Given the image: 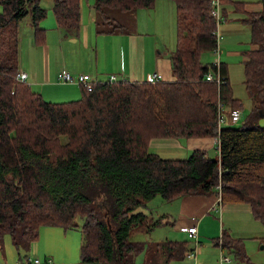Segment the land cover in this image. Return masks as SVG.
I'll list each match as a JSON object with an SVG mask.
<instances>
[{
    "label": "trees",
    "instance_id": "1",
    "mask_svg": "<svg viewBox=\"0 0 264 264\" xmlns=\"http://www.w3.org/2000/svg\"><path fill=\"white\" fill-rule=\"evenodd\" d=\"M41 1L0 0V246L11 235L18 264H36L20 248L30 250L41 228L81 227V264H136L143 252L144 264H193L187 256L193 250L188 240L131 239L147 227L149 217L141 209L157 196L174 201L216 194L222 205L248 204L264 226V127L232 126L240 121L243 105L234 96L226 63H221L220 83L206 78L210 69L219 75L215 64L202 59L217 46L213 0H172L177 28L171 55L174 81L93 80L91 91L80 85V98L63 102L46 100L28 81L16 78L21 21L31 17L38 46L47 39L40 25L47 17ZM85 1H53L62 32H80L83 4H89ZM155 2L95 0L96 33L131 32L121 22L114 23L108 10L132 12ZM230 2L237 12H247L244 2ZM260 3V11L241 19L250 25L256 46L244 52L243 62L244 84L256 116L264 115V0ZM236 109L241 116L235 121ZM153 138H214L217 157L194 149L186 158H164L150 150ZM160 224L156 221L146 232ZM191 226L197 227L196 236H190V226L185 230L197 248L198 226ZM237 240L222 228L216 246L240 248ZM242 258L253 264L247 255Z\"/></svg>",
    "mask_w": 264,
    "mask_h": 264
},
{
    "label": "crops",
    "instance_id": "2",
    "mask_svg": "<svg viewBox=\"0 0 264 264\" xmlns=\"http://www.w3.org/2000/svg\"><path fill=\"white\" fill-rule=\"evenodd\" d=\"M230 1L231 0H226V2H224V17L221 23L222 25H219V31L224 37H229L231 34H237L244 30V22L241 19L246 17L247 12H256L262 9L260 0H255L258 2L256 6L250 5L248 3L250 0H233L244 2L245 10L247 12L240 13L237 12V9L234 8ZM158 3L163 5L162 9H159ZM150 8L157 9L159 17L167 15L168 10H170L169 14L174 15L176 20V7L172 0H156L155 4ZM52 9L53 7H50L49 12H47V17L41 21V27H44V29L48 28L47 26L55 28L57 35L60 37L57 50V66L55 64L56 68L54 72L52 71V64L50 63V58L48 56L49 51L51 50V45L50 47L47 46V40L44 45H41L46 51L47 66L42 72H40L38 56L35 53H31L30 56L29 52L30 47H32L31 44L33 46L38 45L36 43L33 44V38H31L30 44L29 38H24V36L21 37L22 33L20 32V69L27 72V81L33 90L41 93L45 99L49 98L48 101H70L75 100L70 99L72 97L76 98L77 96H81L82 88L80 84H60L53 81L55 74H58L61 70H67L73 75L87 73L90 74L94 81L102 82H107L109 76L112 74L117 75L119 80H127L131 82H146L148 75L152 73H160L163 76V80L166 81L175 80L172 73L171 55L176 46V41L175 44L168 46L164 42L163 35H157L153 33V31L144 32L145 23L140 21L138 10L136 11V25H134V31L129 33L119 32L114 34H97L93 6L84 3L82 10V27L80 32L75 34L61 32ZM46 30L47 29H45V31ZM250 44V49L256 47L251 42ZM78 48L80 56H77ZM110 48H112V51H110ZM92 50H94V52H92ZM225 51H227L228 54L230 53L229 48H225ZM244 52L246 51L242 50L241 54L244 55ZM111 53H113L112 57ZM222 54L223 50L221 52V60L226 63L222 58ZM80 57L87 61L83 62ZM245 60L246 57L244 55V61ZM226 66L228 67L230 74V68L227 63ZM107 74H109L108 77H103ZM184 142H188V144L184 145ZM149 145L150 150H154L152 152L157 154L165 151L164 149L170 151V148L175 149L174 154H184L188 153L190 150L203 149L208 151L211 156V151L214 150L213 147L215 146V139L153 138ZM175 200H178L176 204L177 207H179V210L175 213L176 217H173L174 223L172 226L181 233L188 235L185 229L188 226L197 224L199 238L205 233V226H203V223L210 212H216L222 217L224 208L228 206L230 207L231 205H237L236 203L222 205L220 203L219 195L216 194L188 195ZM238 205H243L246 207V211L251 212L248 204ZM219 220L221 222V218H219ZM209 224L216 225L217 227L216 220H212ZM230 236L233 239H236L232 234H230ZM4 258L5 256L0 262H3Z\"/></svg>",
    "mask_w": 264,
    "mask_h": 264
},
{
    "label": "rangeland",
    "instance_id": "3",
    "mask_svg": "<svg viewBox=\"0 0 264 264\" xmlns=\"http://www.w3.org/2000/svg\"><path fill=\"white\" fill-rule=\"evenodd\" d=\"M54 0H42V6L49 12L50 7H53ZM95 0H86V3L94 5ZM174 2V1H172ZM252 6H256L258 2L255 0H250L248 2ZM172 4V3H171ZM175 4V3H174ZM159 9H162L163 5L158 3ZM176 7V6H175ZM247 8V7H246ZM53 11V9H52ZM160 16L157 9L146 8L138 10V16L140 21L145 23L144 32H152L157 35L164 36V42L170 46L175 44L176 41V20L174 15L169 14ZM110 16L113 18V22L118 24L121 22L126 25L131 31H134V25H136V11L124 12L118 9H110ZM28 24H27V23ZM31 17L27 16L21 23L20 32L21 37L29 38L31 44V38L34 42V29L31 25ZM222 25V24H221ZM42 26V24H41ZM47 46L50 47L49 58L52 64V71H55L57 66V50L59 47L60 37L57 35L55 28L47 26ZM44 28V27H43ZM243 31L237 34H231L229 37L222 36L221 48L223 50L222 58L228 64L230 68V79L234 91V96L238 98L242 103L243 115L239 122L234 123V127L250 123L252 126L260 125L264 127V115L256 116L253 112L254 102L252 98L248 95V92L244 84V71H243V61L244 55L241 54L242 50L247 51L251 47V28L248 24H243ZM62 32V31H61ZM30 47L31 53H35L39 58L40 72L44 70L47 66L46 61V51L42 46ZM68 47V45H67ZM225 48L230 49L228 54ZM175 49V48H174ZM112 51V48H110ZM94 52V50H92ZM113 53H111L112 57ZM77 56H80L79 48L77 50ZM81 58V57H80ZM82 59V58H81ZM203 61L208 63H215L216 57L213 52H206L203 54ZM83 62L87 61L82 59ZM223 61V60H222ZM56 64V66H55ZM77 77V75L74 74ZM109 74L103 76L108 77ZM41 78V77H40ZM53 81L60 83L58 74L56 73L53 77ZM58 81V82H57ZM64 84V83H63ZM80 96L70 99H79ZM49 98H46L48 100ZM57 101V100H53ZM228 124V123H227ZM180 140V139H179ZM183 142V141H182ZM188 142H184V145ZM165 151L160 152L161 157H177L186 158L191 154L190 150L188 153L184 154H174L175 149L170 148V151L164 149ZM154 151V150H152ZM211 157H217L216 152L211 151ZM178 200L165 201L162 197L157 196L147 203L146 207H143L141 211L148 215L146 222L147 227L143 230H137L131 236L134 241H154L158 242L164 239L172 240H188L189 248L195 247V242L190 239L187 234L181 233L176 230L170 223H174V218L176 217L179 207H177ZM243 205H231L223 209L222 217L216 212H210L208 217L203 223L205 226V233L201 235L200 243L197 247V264H217L220 256V247L216 246V241L222 236V228L227 232L232 234L240 242V248L235 247L233 250L228 248L224 250L225 253L233 255L239 264H247L242 256L247 255L253 264H264V226L261 222L257 221L251 214V212L246 211ZM221 218V222L219 220ZM212 220H216V225L209 224ZM160 222V226H156L153 231L146 232L149 230L155 222ZM167 224H163V223ZM3 246H0V264H18L19 257L17 249L12 241L11 235H6L4 237ZM82 242V230L81 227H73L65 232L63 227L59 226H44L41 228L40 239L36 243H32L31 249L28 247H21L20 253L28 254V259H41L49 260L51 264H81L80 247ZM241 250L242 255L238 254V250ZM26 260V259H24ZM145 253L139 254L136 258V264H144ZM26 262V261H25ZM188 264L192 261L188 260Z\"/></svg>",
    "mask_w": 264,
    "mask_h": 264
},
{
    "label": "built area",
    "instance_id": "4",
    "mask_svg": "<svg viewBox=\"0 0 264 264\" xmlns=\"http://www.w3.org/2000/svg\"><path fill=\"white\" fill-rule=\"evenodd\" d=\"M220 1L221 0H213L212 5H213V15L215 16L216 20H217V25H218V29L216 31L217 33V46L214 50V56L216 57V61L215 64L217 66V70L219 73V75L216 77L214 76V73L212 72V69H210V72L207 75V80H216L218 83H220L222 81V76H220V68H221V39H222V35L221 32L219 31V25L221 23V12H220ZM27 72L25 70L20 69L19 73L17 74V80L18 82H26L27 81ZM59 81L63 82V83H77L80 85H83L86 87L87 90L91 91L93 89V79L90 76V74L87 73H80L76 76H74L71 72L67 71V70H62L59 75H58ZM163 79V76L160 73H152L150 75H148L147 78V82L155 84L158 81H161ZM119 80L117 75H110L108 78L109 82H117ZM241 116V111L236 109L233 110L232 112V118L233 120H238ZM187 230L189 231L190 236H196L197 234V227L196 226H190L187 228ZM224 247H221L220 249V256H219V260L217 264H239V262L237 261V259H235V257L233 255L227 254L224 252ZM187 256L189 257V259L194 260L195 262L193 264H197L196 262V256H197V248H193V250H189L187 252ZM34 263L36 264H42V260L37 258L35 260H33ZM45 262V261H44ZM50 264L52 263L51 261L49 262Z\"/></svg>",
    "mask_w": 264,
    "mask_h": 264
}]
</instances>
